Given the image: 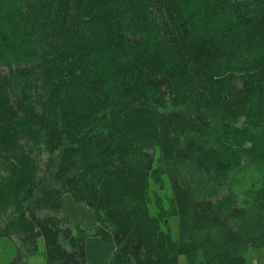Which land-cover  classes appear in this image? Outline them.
<instances>
[{"label": "trees", "instance_id": "16d2710c", "mask_svg": "<svg viewBox=\"0 0 264 264\" xmlns=\"http://www.w3.org/2000/svg\"><path fill=\"white\" fill-rule=\"evenodd\" d=\"M263 172L264 0H0L10 264H84L88 235L107 264H264Z\"/></svg>", "mask_w": 264, "mask_h": 264}, {"label": "rangeland", "instance_id": "374dc122", "mask_svg": "<svg viewBox=\"0 0 264 264\" xmlns=\"http://www.w3.org/2000/svg\"><path fill=\"white\" fill-rule=\"evenodd\" d=\"M215 5L217 6V4ZM160 165H161V175H160L159 180L157 182L151 181L149 183L150 197H151V201L153 202V204L155 205L159 204L160 206L170 209L171 194L169 190V184H168V180H167V176L165 172V167L163 166L162 163H160ZM247 173H248V176H252L254 173V170L249 166L248 167L244 166L242 169H239V171L231 175L232 176L231 180L237 183L238 179H240L242 176L246 175ZM263 176H264V172H263ZM66 195H69V194L66 193ZM63 203H64V200H63ZM65 208L66 207L63 206L64 212L67 215ZM69 221L73 222L70 219ZM74 223H77V222H74ZM78 224L83 225L81 223H78ZM165 227L168 229L171 236H173L174 238L176 236V219L173 214H170L168 218L165 220ZM87 228H93V227H87ZM14 249L15 248H14L13 243L8 238L2 237V236L0 237V264H10V261L14 254ZM29 263L30 264H42V259L38 255V256L32 257L29 260ZM184 263H185L184 256L183 255L179 256L177 264H184ZM250 264H256V261L254 259H251Z\"/></svg>", "mask_w": 264, "mask_h": 264}, {"label": "crops", "instance_id": "0c3cea01", "mask_svg": "<svg viewBox=\"0 0 264 264\" xmlns=\"http://www.w3.org/2000/svg\"><path fill=\"white\" fill-rule=\"evenodd\" d=\"M69 195L63 193L61 196L62 204H65L63 206L66 207L65 210L67 212L68 218L71 221L81 223L86 227H95L96 222L91 209L88 208L84 202L75 203L71 195ZM113 249L114 245L112 242H103L98 236L95 235L85 236L84 264H107Z\"/></svg>", "mask_w": 264, "mask_h": 264}]
</instances>
